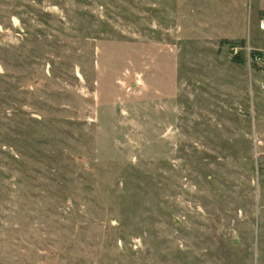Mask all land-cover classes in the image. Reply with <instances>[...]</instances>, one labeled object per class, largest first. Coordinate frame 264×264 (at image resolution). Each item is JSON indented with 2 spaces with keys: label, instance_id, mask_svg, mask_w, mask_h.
I'll list each match as a JSON object with an SVG mask.
<instances>
[{
  "label": "rangeland",
  "instance_id": "rangeland-1",
  "mask_svg": "<svg viewBox=\"0 0 264 264\" xmlns=\"http://www.w3.org/2000/svg\"><path fill=\"white\" fill-rule=\"evenodd\" d=\"M0 264H264V0H0Z\"/></svg>",
  "mask_w": 264,
  "mask_h": 264
}]
</instances>
